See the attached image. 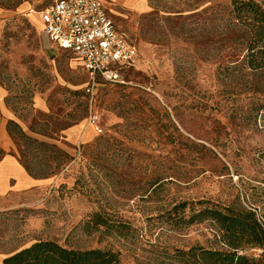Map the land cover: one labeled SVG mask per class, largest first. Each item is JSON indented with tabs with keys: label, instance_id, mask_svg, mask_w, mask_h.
<instances>
[{
	"label": "rangeland",
	"instance_id": "rangeland-1",
	"mask_svg": "<svg viewBox=\"0 0 264 264\" xmlns=\"http://www.w3.org/2000/svg\"><path fill=\"white\" fill-rule=\"evenodd\" d=\"M101 1L138 56L121 82L88 92L89 73L43 33L51 0L32 16L0 0V87L15 120L6 152L55 179L0 195V264L38 241L111 251L120 264H185L181 251L227 250L216 225L192 215H264V72L243 60L232 0H145L143 11ZM77 124L89 138L73 144L65 131Z\"/></svg>",
	"mask_w": 264,
	"mask_h": 264
},
{
	"label": "trees",
	"instance_id": "trees-1",
	"mask_svg": "<svg viewBox=\"0 0 264 264\" xmlns=\"http://www.w3.org/2000/svg\"><path fill=\"white\" fill-rule=\"evenodd\" d=\"M231 13L242 28L244 56L248 69L264 72V4L256 0H232ZM33 176L35 173L25 166ZM211 221L221 233L226 251L193 247L181 251L185 264H263L264 256L244 255L246 249L264 247V229L253 212L242 207L206 208L188 223ZM102 225L103 222L98 221ZM3 264H120L116 254L101 249H68L54 241H38L3 260Z\"/></svg>",
	"mask_w": 264,
	"mask_h": 264
},
{
	"label": "built area",
	"instance_id": "built-area-1",
	"mask_svg": "<svg viewBox=\"0 0 264 264\" xmlns=\"http://www.w3.org/2000/svg\"><path fill=\"white\" fill-rule=\"evenodd\" d=\"M43 33L53 48L70 52L91 77V90L98 79L107 83L121 82L122 69L135 63L137 47L119 29L104 9L101 0H54L41 17ZM90 124L99 133L98 120L90 116ZM264 229V215L251 208ZM252 257L264 256L263 248L243 252Z\"/></svg>",
	"mask_w": 264,
	"mask_h": 264
},
{
	"label": "crops",
	"instance_id": "crops-1",
	"mask_svg": "<svg viewBox=\"0 0 264 264\" xmlns=\"http://www.w3.org/2000/svg\"><path fill=\"white\" fill-rule=\"evenodd\" d=\"M19 12L27 13L32 16L34 10L32 7L35 6L38 2L43 0H20ZM114 2L122 5L123 7L143 11L147 7L145 0H113ZM54 0H51V3L47 5L41 12L42 13L52 5ZM43 27V26H42ZM65 51V50H64ZM0 101L3 108V120L0 123V152L3 151L6 154L0 158V195H5L8 192H25L30 190H43L48 187H51L55 179L52 176H33L24 165L20 163L18 158L12 154H9L6 151H10L12 146L11 137L7 131V124L9 122H15L13 119V114L5 106V94L3 93L2 88L0 87ZM65 137L70 143L77 144L82 140L89 138V133L86 132L85 126L82 124L74 125L68 128L65 131Z\"/></svg>",
	"mask_w": 264,
	"mask_h": 264
}]
</instances>
